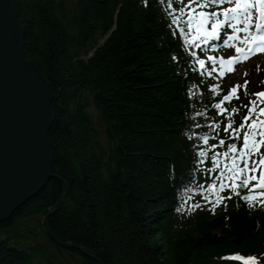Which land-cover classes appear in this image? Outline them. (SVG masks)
Listing matches in <instances>:
<instances>
[{"label": "trees", "instance_id": "trees-1", "mask_svg": "<svg viewBox=\"0 0 264 264\" xmlns=\"http://www.w3.org/2000/svg\"><path fill=\"white\" fill-rule=\"evenodd\" d=\"M13 1L24 56L53 87L54 176L0 221V264H242L224 258L237 252L264 260L262 207L236 196L214 213L180 211L177 189L195 181L204 146L191 133L224 117L161 1ZM63 192L46 224L70 247L43 225Z\"/></svg>", "mask_w": 264, "mask_h": 264}, {"label": "snow or ice", "instance_id": "snow-or-ice-1", "mask_svg": "<svg viewBox=\"0 0 264 264\" xmlns=\"http://www.w3.org/2000/svg\"><path fill=\"white\" fill-rule=\"evenodd\" d=\"M144 2L147 3V0ZM179 3V8L171 2L167 3L170 9V12H166V18H170L167 26L172 29L174 37L179 32L182 46L189 48V63L198 65L197 71L200 73L207 72L210 77L219 73V77H222L226 72L234 70L229 64L234 66L256 52H264V0H179ZM222 33L224 38L221 40ZM245 33L248 35H243ZM238 41H243V46L234 43ZM193 46L197 49L203 46L206 55L202 57L196 51H191ZM222 47L234 48L235 54L227 57L216 55L215 52ZM173 59H179L175 53ZM183 75L187 77L189 72L184 71ZM247 84L245 80V95H249ZM241 87L239 83L233 85L211 105L217 110V115L224 117L223 120L209 119L206 126L195 125L197 131L191 133L196 137L197 144L202 142L204 145L195 148L194 159L204 166L209 179L196 187L185 185L177 189L178 195L183 193L186 200H192L188 196L189 192L201 193V202L208 203L213 210L216 204L225 200L221 194L225 189L232 190L227 194L229 197L236 195L250 207L257 204L264 206V151H261L264 147V90L250 94L247 104L241 102L240 106L229 107L233 98L239 99L238 89ZM209 88L212 96L222 92L218 83L209 85ZM187 94L196 95L194 92ZM241 106L246 112L239 124H236L234 116L240 112ZM196 115L207 116V110ZM221 123L227 134L225 137L219 136ZM205 127H210L212 133L204 130ZM210 139H216L217 143L210 144ZM208 160L210 164L206 163ZM241 189L247 191L242 192ZM224 258L242 264H264V260L255 255L239 252L229 253Z\"/></svg>", "mask_w": 264, "mask_h": 264}, {"label": "water", "instance_id": "water-1", "mask_svg": "<svg viewBox=\"0 0 264 264\" xmlns=\"http://www.w3.org/2000/svg\"><path fill=\"white\" fill-rule=\"evenodd\" d=\"M52 95L51 83L24 56L14 1L0 0V221L54 176L53 146L47 138L55 116L50 107ZM52 209L43 218L45 231L56 243L72 246L55 238L47 227Z\"/></svg>", "mask_w": 264, "mask_h": 264}, {"label": "bare ground", "instance_id": "bare-ground-1", "mask_svg": "<svg viewBox=\"0 0 264 264\" xmlns=\"http://www.w3.org/2000/svg\"><path fill=\"white\" fill-rule=\"evenodd\" d=\"M20 22V21H19ZM20 25H21V23H20ZM21 28H22V30H23V35H24V29H23V26L21 25ZM23 44H24V40H23ZM52 91H53V87H52ZM49 130L47 131V138L51 141V139L49 138ZM52 143V142H51ZM53 146V145H52ZM44 225V224H43ZM47 225V224H46ZM59 240V239H58ZM59 241H61V240H59ZM69 243V242H68Z\"/></svg>", "mask_w": 264, "mask_h": 264}, {"label": "rangeland", "instance_id": "rangeland-1", "mask_svg": "<svg viewBox=\"0 0 264 264\" xmlns=\"http://www.w3.org/2000/svg\"><path fill=\"white\" fill-rule=\"evenodd\" d=\"M263 63H264V61H263ZM44 77H45V76H44ZM238 79H239V78H238ZM50 104H51V103H50ZM50 107H51V106H50ZM51 109H52V108H51ZM52 110H53V109H52ZM37 193H38V192H37ZM60 199H61V197H60ZM59 202H60V200H59ZM59 202H58V203H59ZM48 211H49V210H48ZM47 213H48V212H47ZM44 217H45V216H44Z\"/></svg>", "mask_w": 264, "mask_h": 264}]
</instances>
